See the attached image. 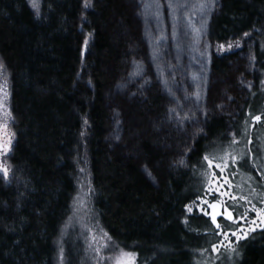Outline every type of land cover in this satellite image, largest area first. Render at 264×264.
Instances as JSON below:
<instances>
[{
	"label": "trees",
	"instance_id": "1",
	"mask_svg": "<svg viewBox=\"0 0 264 264\" xmlns=\"http://www.w3.org/2000/svg\"><path fill=\"white\" fill-rule=\"evenodd\" d=\"M85 2L41 0L36 16L27 0H0V59L16 135L11 179L0 174V264H55L77 161L90 165L104 228L136 253V264H200L217 230L187 206L203 190L210 146L227 148L248 113L264 110V0H217L207 16L209 101L224 110L210 108L203 122L182 129L162 123L169 104L155 81L142 94L116 97L128 131L121 149L139 154L156 184L133 154L113 151L109 142L111 92L148 58L141 25L129 0ZM235 41L240 47H217ZM243 80L253 87L243 90ZM238 264H264V230L241 243Z\"/></svg>",
	"mask_w": 264,
	"mask_h": 264
},
{
	"label": "rangeland",
	"instance_id": "2",
	"mask_svg": "<svg viewBox=\"0 0 264 264\" xmlns=\"http://www.w3.org/2000/svg\"><path fill=\"white\" fill-rule=\"evenodd\" d=\"M27 1L34 14L39 16L41 0H38V12L32 7V0ZM129 1L132 14L141 25V35L148 50V58L145 62H135L132 68L133 73L114 86L109 99L112 119L109 134L110 146L113 151H120L125 156L133 153L128 149H121L124 135L125 133L127 135L128 131L126 132L124 127V114L119 110L117 96L128 98L135 93L142 94L145 87L151 81H155L161 86L168 99L169 114L162 122L164 125H166L165 122L172 123L183 129L189 125V121L192 124L197 121L203 122L210 115L209 93L212 90L214 75L209 64L210 55L207 44H204L203 39L207 16L217 2V0ZM201 4H206L207 7L201 9ZM90 40V35L84 40L83 56L87 52ZM0 64L3 65L0 69V86H5L4 92H0V101L3 102V106H0V134H12L10 151L0 153V164L9 169L8 181L12 176L13 166L10 156L16 135L13 128L9 77L1 59ZM251 84V80H243L241 88L251 89L253 87ZM5 92L7 95L4 94ZM222 101L223 98H218L216 103ZM215 107L216 105L211 108L214 112L227 108L225 106L223 108L222 105ZM261 113H248L242 125L241 136L235 138L239 141L238 144H232V139L225 149L218 145H211L207 151V153L219 156H222L225 151L243 156L238 164L230 165L228 169L231 173L228 178L234 187L227 190L237 197H247L250 203L238 201L235 210L239 224L224 222L222 228L228 233L236 231L238 227L243 228L244 231L255 228V231H249L248 238L257 233L261 226V219L257 217L255 211L250 209L253 205L257 209L264 208V127L253 119ZM249 140L251 143H248ZM133 155L144 173L156 184L153 173L142 157L139 154ZM0 174L3 176L2 172ZM74 180L76 188L70 203V210L56 239L55 264H118V261L120 264H128L131 258L123 256L122 253H133L134 264H136V253L123 248L120 243L114 241L102 224L100 215L94 206L95 190L90 165L87 161L82 163L77 161ZM224 199L227 200V197ZM196 203L200 204V202ZM228 203L231 205L233 202L229 200ZM246 209L247 212L251 211L253 214H249L247 220L240 219ZM195 211L202 213L200 208L193 205L190 213ZM255 217L259 218L256 224L248 223ZM229 239L233 242L232 246L236 247V252L230 250L228 241L224 240L223 235L217 234V242L210 249L202 251L199 263L238 264L241 257V243L246 239L240 240L238 245L235 243V237L229 236ZM221 241H223V246H221ZM214 245L217 248L216 251H213Z\"/></svg>",
	"mask_w": 264,
	"mask_h": 264
},
{
	"label": "snow or ice",
	"instance_id": "3",
	"mask_svg": "<svg viewBox=\"0 0 264 264\" xmlns=\"http://www.w3.org/2000/svg\"><path fill=\"white\" fill-rule=\"evenodd\" d=\"M84 6L85 8L90 6L88 0H86ZM32 7L37 9L38 12V0H32ZM205 7H207L206 4L200 5L201 9ZM248 35V33H244L245 37H247ZM85 44H87V41H85ZM234 46L240 47V42L235 41V44L229 42L227 45L220 44L217 47L219 49L231 50ZM2 68L3 65L0 64V69ZM262 83H264V81H262ZM4 89L5 86H0V92H4ZM4 94L7 95L6 92ZM0 106H3L2 101H0ZM253 119L259 122L261 121L262 117L260 115H257ZM85 123H87V121H85ZM11 135L12 134L7 133L0 134V153H6L10 151L12 143ZM231 143H239V141L235 139V134H233V140ZM248 143H251V141L249 140ZM242 159L243 156H237L232 152L227 151H225L222 156L216 155L214 153H205L203 156V161L205 162V170L201 173V175L205 177L204 193L205 196L212 195L213 197L219 198H215L212 201H209L206 198H198L200 199V204H197L196 201L193 202V205L200 208V211L205 216L210 217L211 223L215 225V229L217 230L216 234L224 236V240L228 241L229 248L232 252H236V247L232 246L233 242L229 239V236L235 237V243L238 245L240 240L248 238L249 231H255V228H249V231H244L243 228L238 227L236 231L228 233L224 228H222V225L218 223V217H223L225 220L231 221L233 224H239V220L233 215L235 208L238 206V201H245L247 203H250L247 197H237L227 190L234 187L231 183V180L228 178L231 175L228 169L230 165L234 166L238 164ZM180 163H183V160H181ZM81 171H83V169H81ZM0 172L3 173L4 178L7 180L9 169L3 164H0ZM149 175H151V173H149ZM252 191L253 193H255V189H253ZM225 197H227V200L224 199ZM229 200L233 202L231 205H229L228 203ZM193 205L187 206L189 212L192 211ZM230 207L232 208V210H229ZM250 210L255 211L257 217L261 219V223H264V208L257 209L255 205H253ZM247 211L248 210L246 209L245 212L241 214L240 219L247 220ZM185 223H187V221H185ZM248 223L255 224V220L249 221ZM221 246H223V241H221ZM216 250L217 248L214 245L213 251ZM62 252L63 250L61 249V253ZM122 255L131 258L128 264H134L135 257L133 253H122ZM118 264H120L119 261Z\"/></svg>",
	"mask_w": 264,
	"mask_h": 264
},
{
	"label": "flooded vegetation",
	"instance_id": "4",
	"mask_svg": "<svg viewBox=\"0 0 264 264\" xmlns=\"http://www.w3.org/2000/svg\"><path fill=\"white\" fill-rule=\"evenodd\" d=\"M260 116L262 117V119H261V121H259V122H257L256 121V123H261L262 125H263V127H264V111L260 114ZM198 198H206V199H208L209 201H212L213 199H215V198H218V197H213L212 195H207V196H205V193H204V187H203V190L202 191H200L199 193H198V195H197V197L190 203V204H193V202L194 201H196V202H200V199H198ZM189 204V205H190ZM230 205V204H229ZM231 208V207H230ZM232 209V208H231ZM201 214H203V213H201ZM233 214H234V216L236 217V215H237V212H236V210L233 212ZM247 218H249V214H253V212H251V211H249V212H247ZM204 215V214H203ZM205 216V215H204ZM208 220H209V217L208 216H205ZM259 218H254L253 220H255V224L257 223V220H258ZM224 222H230V221H227V220H225L223 217H220L219 218V223L222 225V223H224ZM264 229H259L258 231H263ZM216 231V230H215ZM216 233H217V231H216Z\"/></svg>",
	"mask_w": 264,
	"mask_h": 264
},
{
	"label": "water",
	"instance_id": "5",
	"mask_svg": "<svg viewBox=\"0 0 264 264\" xmlns=\"http://www.w3.org/2000/svg\"><path fill=\"white\" fill-rule=\"evenodd\" d=\"M230 210V208H229ZM210 218V217H209ZM218 223H219V217H218ZM215 227V225H213ZM261 228L263 229L264 228V223H261Z\"/></svg>",
	"mask_w": 264,
	"mask_h": 264
},
{
	"label": "bare ground",
	"instance_id": "6",
	"mask_svg": "<svg viewBox=\"0 0 264 264\" xmlns=\"http://www.w3.org/2000/svg\"><path fill=\"white\" fill-rule=\"evenodd\" d=\"M186 207V206H185ZM230 210H232L231 208H230ZM234 215V214H233ZM209 217V216H208ZM220 218V217H219ZM209 220H210V218H209ZM210 222H211V220H210ZM231 222V221H230ZM212 224V223H211ZM213 225V224H212ZM214 227V226H213ZM215 228V227H214ZM260 228H261V226H260ZM262 229V228H261ZM264 229V228H263Z\"/></svg>",
	"mask_w": 264,
	"mask_h": 264
}]
</instances>
